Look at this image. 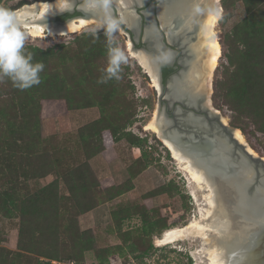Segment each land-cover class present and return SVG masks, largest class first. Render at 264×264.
I'll list each match as a JSON object with an SVG mask.
<instances>
[{
	"label": "rangeland",
	"instance_id": "obj_1",
	"mask_svg": "<svg viewBox=\"0 0 264 264\" xmlns=\"http://www.w3.org/2000/svg\"><path fill=\"white\" fill-rule=\"evenodd\" d=\"M22 2L26 4L21 6ZM36 2L43 0H0V6L17 11ZM219 4L222 14L216 31L221 55L211 82L212 102L231 124L233 101L226 96L231 89L245 94L253 111L258 105L264 112V41L249 49L231 38L235 29L243 34L258 29L264 36V0ZM23 30L25 48H38L47 56L33 58V63L45 61L39 85L21 90L8 78L0 80L3 253H22L27 256L20 259L23 264L29 257H41L19 251L21 223L23 227L26 222L31 239L57 241L56 255L43 257L44 263L137 264L141 255L147 264H188L187 256L193 264H212L210 253L221 232L209 216L206 189L194 183L160 139L145 129L158 106V94L132 57L127 34L120 31L115 36L128 58L121 65L120 79L99 83L108 56L98 23L66 36L33 37ZM228 52L236 54L240 73L228 63ZM57 83L65 98L50 94ZM239 121L249 145L264 157V135L251 119ZM7 142L17 146L15 152ZM7 162L13 164L15 175ZM43 189L52 198L42 204L41 213L32 209L30 198ZM22 211L29 213L22 217ZM192 220L205 228V237L158 244L167 228L187 226Z\"/></svg>",
	"mask_w": 264,
	"mask_h": 264
},
{
	"label": "bare ground",
	"instance_id": "obj_2",
	"mask_svg": "<svg viewBox=\"0 0 264 264\" xmlns=\"http://www.w3.org/2000/svg\"><path fill=\"white\" fill-rule=\"evenodd\" d=\"M135 1H138L139 3L143 2V0H116L115 3L120 14L124 15L126 24L129 27H132L134 24L135 15L131 6ZM56 3L57 0L51 2H36L15 11L20 18L23 29L27 30L28 34L33 37H54L74 34L91 24L98 23L95 16H93V18L74 19L65 25L48 23L47 19H50L53 14L58 12L54 8ZM195 4H199L200 7L204 9L201 14L194 13L193 9ZM221 8L219 0H162V2L158 4L157 14L162 26L167 29L169 28L168 30H170V33H167L169 39H172V37H178L179 39L182 36L184 42H190L188 46L189 58L186 57L185 60V64L188 65V70L182 73L180 81L173 84V87L178 94L172 93V97L180 98L187 95L193 97V99H197L199 96L211 95L213 72L216 69L221 55V47L216 31L217 24L222 14ZM150 12L151 9L146 13L150 15ZM147 32L148 35H151L152 39H156V33L152 28L148 29ZM192 39L194 41H192ZM127 46L132 57L151 79V83L157 92L159 89V76L156 63L154 64L156 60L148 54L134 50L132 43L129 40H127ZM167 52L170 53L171 59V52ZM157 109L158 108L156 107L154 116L146 124L145 129L152 131V133L160 139L163 146L170 152L172 158L183 167L194 183L198 184L203 189H206V185L210 188L209 191L206 190L207 195L204 196V200L207 201V204L210 207L208 212L210 218L215 224V228L221 232L217 234L218 236H215L216 241L213 245V250H211L210 253L211 263L237 264L240 256H233L232 251H235L236 248H232L231 250V247L228 244L234 238H239L240 230L243 229L240 223L241 218H239V215L241 214L235 208L244 207L247 209L249 214L252 215V221H256V224L260 220H264V213H262L264 210L260 213L259 205L255 206V210L252 209L253 205L252 203L249 204V201L245 198V195L241 190V183H237L238 179L235 178L236 175L229 179V181L233 183V185L230 186L232 193H229L227 196L225 193L223 194V191L219 192L218 183L216 182L215 184L209 180L211 178H209L205 169L203 167L199 168L197 166L198 161H194L192 155L187 153L188 148L184 146L180 147L175 141L163 137L161 127L164 119L163 117L159 119L160 116ZM216 113L219 112L217 111ZM223 121L226 124L229 123L228 119L225 117L223 118ZM172 137L174 140L176 139V136ZM236 137L240 142L248 143L240 129L237 130ZM250 150L252 153L257 154L251 146ZM249 175L251 176L250 172ZM221 185L224 187L225 183L223 182ZM239 196L243 199H240ZM226 210L228 211L226 212ZM205 232V228L200 225L199 222L197 223L192 220L187 226L165 230L163 236L158 238L157 242L158 244H169L177 240L186 239L189 236H197V238L205 237ZM206 242H208V239L205 240V243ZM238 253L239 251H237V254Z\"/></svg>",
	"mask_w": 264,
	"mask_h": 264
},
{
	"label": "water",
	"instance_id": "obj_3",
	"mask_svg": "<svg viewBox=\"0 0 264 264\" xmlns=\"http://www.w3.org/2000/svg\"><path fill=\"white\" fill-rule=\"evenodd\" d=\"M152 1L162 2V0H143L142 3L135 1L131 6L135 15L134 24L132 27L126 24L122 31L127 34L134 50L141 51L155 59L158 51H166L170 45L176 43V40L181 42L184 38L181 36L179 39L178 37L169 39L167 33L170 30L162 26L157 12L155 15L154 2ZM149 4L150 7H148ZM149 9H151L150 15L146 13ZM114 10L120 14L116 5H114ZM75 12L79 15L65 21L57 20L59 16ZM79 18H93V16L79 10L65 13L56 12L50 19H47V22L65 25ZM144 21H147L146 25ZM151 28L156 33V39H152L151 35H148L147 30ZM192 41L194 40L192 39ZM189 44V41L182 44L187 54ZM155 63L159 76L157 110L160 116L159 119L161 117L164 119L161 127L163 137L175 141L180 147L188 148L187 153L192 155L194 161H198L197 166L205 169L207 175L211 178L209 179L211 182L218 183L219 192L223 191V194L225 193L227 196L232 193L230 186L233 183L229 179L236 175L235 178L238 179L237 183H241V190L245 198H247L249 204L252 203L253 205L252 209L259 205L261 213L264 210V157L258 153H252L249 144L240 142L236 137L238 129L230 123H224L222 113L212 106V93L210 96H199L197 99L187 95L180 98L170 97L172 93L175 94L173 84L180 81L182 73L169 81L168 91L165 92L161 74L162 64L156 61ZM187 70L188 65H186L184 72ZM163 101L168 102V108H174L172 115L166 107L162 106ZM172 136H176V139L174 140ZM223 182L225 183L224 187L221 185ZM205 188L208 191L210 190L207 185ZM240 199L243 198L240 197ZM238 208L235 209L241 214L239 218H241L240 223L243 229L240 230L239 238H234L228 243L231 250L236 248L235 251H232L233 256H240L237 264H264V220L262 219L256 224V221H252V215L249 214L247 209L244 207ZM237 251H239L238 254Z\"/></svg>",
	"mask_w": 264,
	"mask_h": 264
},
{
	"label": "clouds",
	"instance_id": "obj_4",
	"mask_svg": "<svg viewBox=\"0 0 264 264\" xmlns=\"http://www.w3.org/2000/svg\"><path fill=\"white\" fill-rule=\"evenodd\" d=\"M116 0H57L54 8L60 12L79 10L95 16L106 37L108 66L104 75L98 81L107 83L111 79H120L121 65L127 63L125 51L115 43V36L126 25L124 15L114 10ZM195 14H201L204 9L199 4L194 5ZM27 33L23 30L17 13L7 7L0 6V80L10 79L14 86L29 89L41 83L40 73L44 70L41 62L33 63V54L26 51ZM156 62L166 64L170 53L158 51Z\"/></svg>",
	"mask_w": 264,
	"mask_h": 264
},
{
	"label": "trees",
	"instance_id": "obj_5",
	"mask_svg": "<svg viewBox=\"0 0 264 264\" xmlns=\"http://www.w3.org/2000/svg\"><path fill=\"white\" fill-rule=\"evenodd\" d=\"M47 1L51 2L53 0H43V2H47ZM25 4H26L25 2L20 3L21 6L25 5ZM9 9H11L13 11L15 10L14 8H11V7H9ZM77 15H79V13H77V12H75L73 14H65V15L57 17V20L58 21H65L66 19L77 16ZM254 27H256V25ZM258 31H259L258 29H250V30H246V32H245L246 34H243L238 29H235L231 38H233V42L237 43V40H239L238 44H240L241 46H243V47L248 46L249 49H253L254 46L257 45L256 41H258V40L264 41L263 34H258ZM25 49H26V51L31 52L33 54V58H35L34 56H36V55L37 56L38 55L47 56V52L40 50L38 48H30V49L25 48ZM231 52H234V51H231ZM231 52H228V54L226 55L227 61L231 65L232 68H235L236 72L240 73V71L242 70L241 64H240V62L237 61L236 54L235 53L233 54ZM42 59H43V62H45L44 58H42ZM250 80L251 79H249V81ZM49 81L50 80H48V83H49ZM246 84H248V83H246ZM63 85H64V87H62V88L65 89V87H67V80L63 82ZM58 86H59V84L57 83L53 87V89L49 90V91H51L50 94L55 98H65L66 97V95L64 94L65 91H59L58 90L59 88H57ZM241 88H245V90L251 89L247 85H243ZM226 96L227 97L230 96L231 100L233 101L232 105H229L230 111L233 114L231 116V119H232L231 125L237 129H240L242 131V133L247 135L245 129H243L240 126V121H239L240 118L247 117L248 119H251L253 124L256 125L258 132H260L261 134L264 135V121H262V119H261L262 116H264L263 108L260 106L258 107V105H257L256 110L253 111L252 106H251V102L249 100H247L248 99L247 97H244L245 94H240V91H238V90L235 91V89H231V91H229ZM11 136L13 137V134H11ZM139 142H141V141L138 140L137 144H139ZM7 147L9 148V150L11 152H15L14 148L17 146H15V144L7 142ZM20 150H27V149L21 147ZM43 165L47 166L46 164H43ZM7 166H8V169L11 171V175H15L16 170L13 167V164L8 165V162H7ZM12 184L15 187L19 185V183L17 181L12 182ZM47 198H52V193L49 192L48 189H43L42 191L37 193L36 196L30 198V203L32 204V209L37 210V211L42 213L43 212V205L42 204L48 203ZM28 213H29L28 211H24V212L22 211L21 215H22V217L23 216L25 217ZM26 226H27L26 222L23 224V227H22V223H21L20 237H19V244H18L19 249H20L19 251L33 252V253H35V254L37 253V255L41 256V257H36L37 260L29 257L27 260V262H28L27 264H33V262L34 263L36 262V264H52L51 261H47L44 263L42 258L43 257L44 258L45 257L51 258L50 256L56 255L54 247L57 245V241L55 240V242H54L53 239L50 240V242L45 241V240H43V241L36 240L35 241V240L31 239V237L29 235V231L31 229V226L29 225V227H28L29 229H27ZM167 229H170V228H167ZM67 230H70V227H68ZM162 234H163V232L160 234V236ZM152 248L157 249L158 247H155L152 244ZM3 251L4 250L2 248H0V252H1L0 264H23L20 261V259L24 260L27 257V256L23 255L22 253H16V252H13L11 250L7 251L8 254H4ZM136 259H137V264H147L145 262L144 257L141 255L136 257ZM187 259H188V264H193L192 263L193 260L190 256H187Z\"/></svg>",
	"mask_w": 264,
	"mask_h": 264
},
{
	"label": "flooded vegetation",
	"instance_id": "obj_6",
	"mask_svg": "<svg viewBox=\"0 0 264 264\" xmlns=\"http://www.w3.org/2000/svg\"><path fill=\"white\" fill-rule=\"evenodd\" d=\"M152 2H154V9H155V15H156L157 6L159 3L155 2V1H152ZM148 7H150V4L148 5ZM144 24L146 25L147 21H144ZM183 42H184V39L181 42L176 40V43L172 46L170 45L168 47L169 49L166 50V51L171 52V59L169 60V62L167 64H164L161 67L162 83L164 85V91L165 92L168 91L167 86L169 84V81H171L172 78L174 79V77H178V75L180 73H183L184 70L186 69L187 64H185V60H186V57L189 58V56L185 51V47L182 45ZM173 89H174V87H173ZM157 94H158V91H157ZM177 94H178V92H177ZM171 95H170V97H172ZM158 102H159V94H158ZM168 105H169L168 102H166V101L162 102V106L166 107L167 110L170 112V115H172L174 108H168Z\"/></svg>",
	"mask_w": 264,
	"mask_h": 264
}]
</instances>
